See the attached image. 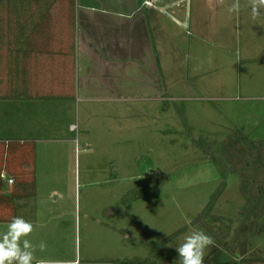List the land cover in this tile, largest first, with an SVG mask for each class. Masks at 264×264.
I'll list each match as a JSON object with an SVG mask.
<instances>
[{
    "label": "rangeland",
    "instance_id": "374dc122",
    "mask_svg": "<svg viewBox=\"0 0 264 264\" xmlns=\"http://www.w3.org/2000/svg\"><path fill=\"white\" fill-rule=\"evenodd\" d=\"M217 53L221 61L224 52ZM205 55L197 43L191 67L169 73L165 99L130 93L114 104L118 114L113 118L101 101H0V138L16 136L9 125L23 113L21 107L34 111L37 129L31 134L40 140L42 173H59L66 182L62 191L72 199L70 211L60 209L62 219L57 212L49 215L46 238L38 235L61 252L39 260L107 264L106 258H146L158 242L170 238L167 248L153 256L155 264H180L175 247L192 231H203L215 241L205 250L204 264H264V215L244 214L247 203L235 174L226 178L225 191L208 216L197 220L224 181L197 141L204 138L220 150L234 128L264 140V68H208L214 62H204ZM176 77L183 81L175 82ZM71 123L80 130L70 133ZM46 139H73L74 144L54 148ZM53 156L66 163L47 160ZM60 220L61 227L51 225ZM5 230L0 223V233Z\"/></svg>",
    "mask_w": 264,
    "mask_h": 264
},
{
    "label": "crops",
    "instance_id": "0c3cea01",
    "mask_svg": "<svg viewBox=\"0 0 264 264\" xmlns=\"http://www.w3.org/2000/svg\"><path fill=\"white\" fill-rule=\"evenodd\" d=\"M16 2L20 10L19 2L25 0ZM232 3L233 0H32L29 12L28 8H23L32 21V65L53 71L45 80L38 81L53 87H46L48 95L10 102L40 104V101L50 100L69 104L77 98L79 102L101 101L108 103L106 114L113 118L118 114L114 104L128 99L126 95L130 93L142 92L148 94V99H165L169 73L176 74L180 69L191 67V52L197 43L205 48L204 62H214L205 67L264 68V14L253 19L247 0H240L239 14L230 13L228 7ZM220 51L224 53L219 58L221 61H217ZM180 80L183 78L174 79L175 82ZM133 95L137 100L144 99ZM69 106L71 114L73 109ZM21 110L23 113L15 115L9 125L16 136L0 138V166L2 160L6 163L9 141L25 142L27 148L35 143L37 195L16 203L17 216L34 225L27 239L38 244L44 241L39 236H47L48 228L43 227L48 226L49 215L57 212L62 219L60 209L65 207L70 211L72 199L62 191L66 182L64 178L59 180V173H42L40 140L31 134L37 129L32 119L34 111L31 113L23 107ZM73 125L69 124L70 133H74ZM76 135L75 143L79 144L80 133ZM44 141L55 143L54 148L74 144L73 139ZM47 160L66 163L64 158L56 156ZM10 165L11 170L20 169L15 161ZM3 184L5 189L10 187L6 182ZM43 211L46 214L40 216ZM9 222L0 223L7 226ZM60 223L61 220L51 225L57 229ZM46 244L45 251L37 249L35 252L37 260L61 252L54 243L47 240ZM106 261L115 264L111 261L117 260L106 258ZM63 264L84 263L76 260Z\"/></svg>",
    "mask_w": 264,
    "mask_h": 264
},
{
    "label": "trees",
    "instance_id": "16d2710c",
    "mask_svg": "<svg viewBox=\"0 0 264 264\" xmlns=\"http://www.w3.org/2000/svg\"><path fill=\"white\" fill-rule=\"evenodd\" d=\"M16 1L0 0V100H29L35 95L41 97L48 95L46 87L52 86V84L46 85L38 81L39 79L45 80L46 76L53 71L32 65L34 59L32 57L34 43L31 30L32 21L31 15L26 16V10H23V8H28L27 12L31 10L32 0H28L31 2L26 0L19 2L20 10L16 7L18 5ZM184 124L188 126L186 119H184ZM188 134L192 135L191 126H188ZM26 145L25 142L9 141L5 154L6 163L3 164L2 160L0 173L2 170L8 171L15 176V181L8 189H5L0 179V214H3L1 211L9 213L5 217L0 216V222L10 221L12 217L17 216V201L35 198L37 195L36 145L32 143L30 148ZM197 145L211 158L224 180L197 220L203 221L216 206L225 191V180L230 174H235L240 179V190L247 203L243 208L244 214L258 212L257 216L263 217L264 140L251 139L243 128H234L222 141L220 150L215 148L213 142H208L204 138L199 139ZM14 161L19 163L20 169L11 170L10 164ZM142 192H144L143 188ZM169 241L170 238H167L158 242L146 258L136 257L111 262L115 264H155L153 256L167 248Z\"/></svg>",
    "mask_w": 264,
    "mask_h": 264
},
{
    "label": "clouds",
    "instance_id": "9594fccd",
    "mask_svg": "<svg viewBox=\"0 0 264 264\" xmlns=\"http://www.w3.org/2000/svg\"><path fill=\"white\" fill-rule=\"evenodd\" d=\"M223 2V0H221ZM253 19L264 14V0H247ZM240 0H233L228 12L239 14ZM34 231V225L21 216H14L0 233V264H47L44 260H37V249L45 251L44 241L33 244L27 237ZM215 241L203 231H192L185 236L183 243L175 247L180 264H204L205 250L214 246Z\"/></svg>",
    "mask_w": 264,
    "mask_h": 264
},
{
    "label": "built area",
    "instance_id": "2783aa9c",
    "mask_svg": "<svg viewBox=\"0 0 264 264\" xmlns=\"http://www.w3.org/2000/svg\"><path fill=\"white\" fill-rule=\"evenodd\" d=\"M71 129H72L73 131H75V130L78 129V127H77V125H73V126L71 127ZM0 179H1L2 182H6V183H8L9 185H12V184L14 183V181H15V179H14L13 177H10V175H9L6 171H2V172L0 173Z\"/></svg>",
    "mask_w": 264,
    "mask_h": 264
}]
</instances>
